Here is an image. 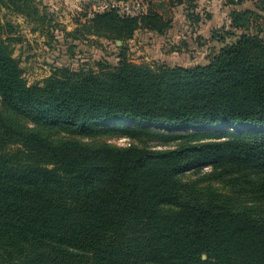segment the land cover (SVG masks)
Here are the masks:
<instances>
[{"label":"trees","instance_id":"16d2710c","mask_svg":"<svg viewBox=\"0 0 264 264\" xmlns=\"http://www.w3.org/2000/svg\"><path fill=\"white\" fill-rule=\"evenodd\" d=\"M245 1L225 0L226 35H240L212 37L223 46L204 66L136 65L123 54L136 33L170 29L165 9L182 6L197 25L195 0H157L160 11L134 17L90 13L67 35L121 42L119 65L55 69L42 86L27 85L11 38H0V264H264V16L234 9ZM0 5L43 21L33 0ZM21 120L80 139L177 145L53 143ZM172 130L195 132L162 133ZM205 167L198 181L179 179ZM226 180V193L209 185Z\"/></svg>","mask_w":264,"mask_h":264},{"label":"rangeland","instance_id":"374dc122","mask_svg":"<svg viewBox=\"0 0 264 264\" xmlns=\"http://www.w3.org/2000/svg\"><path fill=\"white\" fill-rule=\"evenodd\" d=\"M42 22H33L25 15L15 10H9L0 5V38H11L13 57L20 63L23 70V79L28 86H42L55 69L67 68L71 71H92L94 73L106 72L114 69L121 61L122 52L117 42L102 38L84 36L82 32L76 35V40L69 37L80 29L81 23H86L90 13H102L99 7L107 5L109 11L117 0H33ZM145 10L149 8L160 11L157 0H140ZM264 0H246L241 6L235 7L237 11L252 10L264 16L262 12ZM225 0H195V13L201 17L197 25L186 18L184 7H174L163 14L171 21L170 29L163 35L152 32H138L135 37L124 43V60L136 65L157 67H193L204 66L208 60L215 56L223 46L212 37H223L226 43L235 41L229 33V14L233 7L224 5ZM116 10V9H115ZM119 15H123L116 10ZM260 24L264 25L262 20ZM5 25H10L6 28ZM0 103V111H3ZM20 120V119H19ZM20 125L25 129H38L50 142L56 143L69 139H78L94 145L107 144L112 147H147L154 150L172 149L177 142H165L157 139H146L143 136L128 137L119 134H108L94 138L80 139L66 134L58 128L35 127L21 120ZM115 124H112L114 126ZM152 130V129H151ZM162 132V131H161ZM195 130L164 131L166 135H186ZM201 133L210 134L212 131L201 130ZM208 137L204 141H209ZM211 168L205 167L195 172H188L179 177L182 182L198 181L202 175L210 173ZM211 189L226 193L229 191L228 181L222 183L212 182ZM201 188L207 186L201 184ZM240 203L254 206L250 197L240 198Z\"/></svg>","mask_w":264,"mask_h":264},{"label":"built area","instance_id":"2783aa9c","mask_svg":"<svg viewBox=\"0 0 264 264\" xmlns=\"http://www.w3.org/2000/svg\"><path fill=\"white\" fill-rule=\"evenodd\" d=\"M99 8L102 12H104V10L108 9V6L102 5ZM110 8L117 9L123 15L130 17L139 16L146 12L144 8V3L140 0H128L125 2H118L117 5H113ZM93 13H99V12H93Z\"/></svg>","mask_w":264,"mask_h":264},{"label":"water","instance_id":"95a60500","mask_svg":"<svg viewBox=\"0 0 264 264\" xmlns=\"http://www.w3.org/2000/svg\"><path fill=\"white\" fill-rule=\"evenodd\" d=\"M117 44L119 45V44H120V42H117ZM202 259H205V257L203 256V257H202Z\"/></svg>","mask_w":264,"mask_h":264},{"label":"crops","instance_id":"0c3cea01","mask_svg":"<svg viewBox=\"0 0 264 264\" xmlns=\"http://www.w3.org/2000/svg\"><path fill=\"white\" fill-rule=\"evenodd\" d=\"M202 21V20H201Z\"/></svg>","mask_w":264,"mask_h":264}]
</instances>
